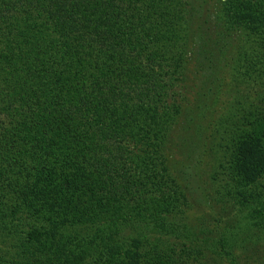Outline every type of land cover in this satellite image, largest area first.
<instances>
[{
  "label": "trees",
  "instance_id": "obj_1",
  "mask_svg": "<svg viewBox=\"0 0 264 264\" xmlns=\"http://www.w3.org/2000/svg\"><path fill=\"white\" fill-rule=\"evenodd\" d=\"M207 1L0 0V239L20 242L0 240V264H77L90 245V264H204L166 167L192 23L203 73L228 66L214 205L264 262V0Z\"/></svg>",
  "mask_w": 264,
  "mask_h": 264
},
{
  "label": "rangeland",
  "instance_id": "obj_2",
  "mask_svg": "<svg viewBox=\"0 0 264 264\" xmlns=\"http://www.w3.org/2000/svg\"><path fill=\"white\" fill-rule=\"evenodd\" d=\"M214 2L208 0L207 7L215 8ZM194 36L195 23H192L186 54V82L183 83L186 97L178 125L167 145L166 167L187 197L188 211L184 218L195 226L197 246L208 249L206 259H202L204 264H264L257 261L256 256L232 246V235L229 234L230 230L227 231L232 228L230 218L219 213L218 207L214 205L217 197L212 192L208 178V140L214 119L230 93L228 66L221 70L213 69L211 74L208 71L203 73L198 52L194 54L197 51ZM255 139L259 142L258 138ZM47 231L50 233L49 229ZM54 231L67 234L68 239L78 236V232L68 226ZM0 240L16 247L20 243L17 238L10 236H2ZM213 242L216 249H209ZM94 250L96 246L90 245L80 253L71 252V261L90 264V256ZM20 252L33 256V250L29 247H24L21 251L13 250L9 256L20 260Z\"/></svg>",
  "mask_w": 264,
  "mask_h": 264
}]
</instances>
